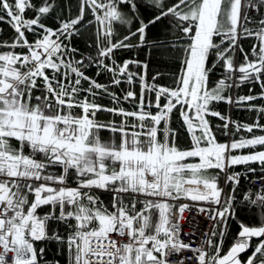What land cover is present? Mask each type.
Listing matches in <instances>:
<instances>
[{
	"label": "snow or ice",
	"instance_id": "snow-or-ice-1",
	"mask_svg": "<svg viewBox=\"0 0 264 264\" xmlns=\"http://www.w3.org/2000/svg\"><path fill=\"white\" fill-rule=\"evenodd\" d=\"M0 23V264H264V0H0Z\"/></svg>",
	"mask_w": 264,
	"mask_h": 264
},
{
	"label": "trees",
	"instance_id": "trees-1",
	"mask_svg": "<svg viewBox=\"0 0 264 264\" xmlns=\"http://www.w3.org/2000/svg\"><path fill=\"white\" fill-rule=\"evenodd\" d=\"M29 15H31V13H29ZM0 29L3 30V37H2L3 39H8L11 36V29L6 24L0 23ZM246 47H247V44H246ZM125 58H127L126 54H125ZM143 58L144 57L141 56V59H143ZM155 71H156L155 64L150 65L149 75L153 74ZM89 74L92 75L93 73L90 72ZM99 79L101 81H103L105 78L104 77H100ZM160 82L164 83V84L170 83L169 80H162ZM137 91H138V89H137ZM256 92H259L258 88L254 90L253 94H255ZM236 94H238V95H247V94H249L248 88L247 87H242L240 89H237L236 90ZM101 102L106 104V105L109 104V101L107 99H104ZM256 103L257 104H261V103H264V101H256ZM124 107L127 108V107H130V105L125 104ZM216 110L221 111L222 113H224L226 115H229L233 120H236L237 122H240V123H251L254 120V118H255L253 113H250V112L246 111L243 108H230L228 105H225V104H220L217 107ZM102 118L107 119L109 117H108L107 114H102ZM174 119L178 120L179 119V115L176 114ZM261 122L264 123V121H261ZM218 123H220V121L216 120L215 118H213V124H218ZM241 134L242 135H247L246 133H241ZM235 138H237V137H235ZM218 139H220L221 142H223L226 139V137L219 136ZM184 142H185V140L182 137L181 143L183 144ZM243 151L246 152V150H243ZM236 170L237 171H243V168H242V166H240V167H237ZM249 176H250V179H251L253 176L254 177L255 176H259V174L258 173L257 174H249ZM250 179L243 180L242 184H244L246 187L249 186V180ZM237 215H238V217L240 219L244 220L245 223H254L255 222L254 220H252L250 218V216L248 214H246V213H244L242 211L238 210ZM230 231H231V233L233 235H235L236 232H238V225L233 223ZM229 243H231V241H229Z\"/></svg>",
	"mask_w": 264,
	"mask_h": 264
},
{
	"label": "bare ground",
	"instance_id": "bare-ground-1",
	"mask_svg": "<svg viewBox=\"0 0 264 264\" xmlns=\"http://www.w3.org/2000/svg\"><path fill=\"white\" fill-rule=\"evenodd\" d=\"M229 109V108H228ZM257 180H259V176H253L250 180H249V186L251 185V184H253L254 182H256ZM203 216H200V217H198L197 218V221H198V223H202L203 222Z\"/></svg>",
	"mask_w": 264,
	"mask_h": 264
},
{
	"label": "built area",
	"instance_id": "built-area-1",
	"mask_svg": "<svg viewBox=\"0 0 264 264\" xmlns=\"http://www.w3.org/2000/svg\"><path fill=\"white\" fill-rule=\"evenodd\" d=\"M255 183H258V180H257L256 182H254L253 184H255ZM188 215H189V214L186 212V213H185V216H188ZM200 216H202V215H200ZM200 216H197V218L200 217ZM197 218H196V221H195V222H196L197 224H200V223H198ZM203 219H204V220H203V222L201 223V225H203V224L206 223V220H205V217H204V216H203ZM187 231H188V229L185 228V232H187ZM187 238H188V237L185 236V239H187Z\"/></svg>",
	"mask_w": 264,
	"mask_h": 264
},
{
	"label": "rangeland",
	"instance_id": "rangeland-1",
	"mask_svg": "<svg viewBox=\"0 0 264 264\" xmlns=\"http://www.w3.org/2000/svg\"><path fill=\"white\" fill-rule=\"evenodd\" d=\"M240 135H242V134H240ZM236 139H239V135L237 136V138ZM247 151V150H246Z\"/></svg>",
	"mask_w": 264,
	"mask_h": 264
}]
</instances>
